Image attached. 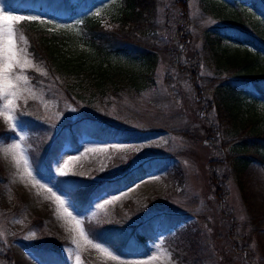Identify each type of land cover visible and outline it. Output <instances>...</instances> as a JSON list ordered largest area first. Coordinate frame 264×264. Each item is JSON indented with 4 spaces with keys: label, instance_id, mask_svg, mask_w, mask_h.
<instances>
[{
    "label": "rangeland",
    "instance_id": "374dc122",
    "mask_svg": "<svg viewBox=\"0 0 264 264\" xmlns=\"http://www.w3.org/2000/svg\"><path fill=\"white\" fill-rule=\"evenodd\" d=\"M177 1L158 0L156 18L149 19L150 27L144 28L143 35H147L148 29L152 31L148 33L147 45L156 50L155 62H145L144 73H138L142 65H137L141 64L144 52L132 47L121 50L129 58L121 61L131 75L123 78L135 82L131 86L134 89H129L127 96L109 98L107 105L85 102L78 106L53 84L35 82L34 73L45 74L44 64L30 53L29 39L19 21L13 22L16 49L21 61L26 59L29 63L23 71L19 67L13 69V75L27 77V83L17 82L18 95L12 105L18 128L13 129L0 115V264H45L33 248L56 245L69 264H264V164L251 160L240 173L235 172L231 164L238 150L234 148L235 127L222 122L223 135L227 137L219 138L217 124L213 125L214 107H206L209 97L214 104L221 99L217 87L222 86H218L216 79L225 76L215 72L223 73L226 68L236 76L241 71L240 60L254 48L223 40L220 53L226 48L231 54L220 57L222 66H217L211 56L217 45L206 34L221 25L216 14L219 3L181 0L186 5L183 13ZM225 1L246 21L257 20L251 4L246 6L243 0ZM124 6L123 0H99L86 15L65 22L18 13L0 0V11L5 10L6 15L36 17L52 31L73 30L78 34L87 17L100 19L109 31L118 29L114 19ZM184 16L186 21L182 20ZM144 17L150 18L146 14ZM129 32L132 34L133 29ZM134 37L136 41L141 36ZM111 46L117 48L114 42ZM257 66L264 71V65ZM144 77L148 79L145 85ZM193 77V82L202 88L199 92L190 83ZM209 79L210 84L206 85L204 82ZM3 103L0 98V106ZM241 104L244 119L257 122L248 124L241 132L249 134L252 125L264 131V100L254 103L243 97ZM33 113L39 116L35 129L20 117ZM87 118L83 130L75 135L79 147L72 148L66 141L52 161L51 174L40 172L52 138L66 125ZM98 127L126 130L129 136L109 139L91 135L90 131H98ZM17 144L19 149L14 147ZM149 162L156 163L158 168L118 191L93 198L84 210L78 209L58 184L59 178L68 177L90 179L105 173L122 177ZM61 169L65 174H60ZM212 170L216 172L214 176ZM53 193L65 201L64 207L80 221L87 239L59 208ZM163 213L174 216V222L147 239L139 252L119 253L109 239L103 240L89 231L92 226L106 229L114 225V236H119ZM163 218L161 215L160 219ZM97 245L111 255L99 251Z\"/></svg>",
    "mask_w": 264,
    "mask_h": 264
},
{
    "label": "trees",
    "instance_id": "16d2710c",
    "mask_svg": "<svg viewBox=\"0 0 264 264\" xmlns=\"http://www.w3.org/2000/svg\"><path fill=\"white\" fill-rule=\"evenodd\" d=\"M6 4L13 10H17L29 14L45 15L49 18L67 19L76 16L86 14L99 0H4ZM180 1V2H179ZM219 4L217 7V16L221 18L223 24L218 27L212 28L214 32H207V39L216 43L217 48H213V58L218 63L217 66H222L220 57L229 56V51L225 48L220 53L221 42L228 39L230 42L235 43L236 46H240L242 41L250 42L249 35L253 38V43L257 40V50H249V54L245 59L240 60V73L236 76H232L228 73V70L222 69L221 72H215L217 75H223L224 79L217 78L219 85L217 87L219 93L221 92V99L216 101L215 104L209 97L206 100L207 108L213 106V112L216 115L213 125L215 126L217 133L221 135L219 138L225 139L227 136L223 135L221 123H231L235 127L234 135L236 140L234 141L235 147L238 150L233 154L231 158V164L235 172L240 173L251 160H257L264 164V131H260L252 125V129L249 134L241 132L246 128L248 124H257L254 120L250 119L246 121L242 113L241 101L243 97L249 98L251 102H259L264 100V71L259 69L260 65H264V10L259 6L257 0H248L257 7L259 13L255 14L256 19L253 23L246 21L242 15L232 6H230L225 0H216ZM181 4L183 13L186 12V5L184 6L181 0H178ZM124 8L120 15H118L114 22L119 25L118 29L112 31L107 30L101 23L100 19L94 17H88L83 20L80 25L81 34L75 33L73 30L68 32H59L48 30L43 23L39 21L23 20L20 22L19 27L24 31L29 39V51L33 58L39 62H42L45 67V74L34 73V81L44 84H53L57 87L65 96V98L80 106V103L94 102L98 104H108L111 97L127 96L128 90L131 89L133 83L130 80L126 81L123 78L124 75L131 76L126 73V67L123 66V59H129L128 56L122 55L121 50L125 47H132L134 49L144 52H140V60L144 62L137 65L138 73L145 71L143 66L145 62H155L156 55L153 53L154 48H150L147 45L150 40L148 33L151 31L148 29L147 35H143L144 28H149V19L152 17L155 19V15L159 10L158 0H123ZM177 5V3L175 4ZM185 7V9H184ZM243 9H248L246 6H242ZM148 15L150 18H145L144 15ZM152 20V19H151ZM181 18L179 19V21ZM182 20H187L186 16ZM221 22V23H222ZM133 29V33L129 32V29ZM124 34L118 36V34ZM152 33V31L150 32ZM134 35L141 36L134 41ZM127 36V37H126ZM182 35H180L181 37ZM119 39V40H117ZM114 40V41H113ZM133 40V41H132ZM115 43L117 48L113 49L111 44ZM251 43V42H250ZM261 45L259 46V44ZM263 43V44H262ZM241 44V43H240ZM120 45V46H118ZM259 46V47H258ZM243 47V46H240ZM249 48V47H245ZM250 49V48H249ZM220 55V56H218ZM231 57L235 55H230ZM114 57L120 60L115 61ZM234 60V59H233ZM260 63V64H259ZM195 70V67H194ZM190 72L192 70L190 69ZM196 72V71H195ZM33 73V72H32ZM144 73V72H143ZM138 76V75H137ZM195 77V76H194ZM194 77L190 79V83L197 88V92L201 91V86L195 81ZM226 77L228 79H226ZM152 78V77H151ZM150 78V79H151ZM232 78V79H230ZM235 79V80H233ZM141 78L138 77V81ZM148 82L146 77L143 78V84ZM193 82V83H192ZM206 85L210 84V79L204 82ZM202 82V84H204ZM145 85V84H144ZM145 87L146 89L148 88ZM134 89V86L133 88ZM137 90V89H136ZM91 91V93H89ZM93 91H96L94 95ZM107 92V93H106ZM106 93V94H105ZM28 127L36 128L39 116L35 113L33 115L26 114L21 115ZM38 118V119H37ZM88 119L76 121L66 125L62 128L58 134L50 141V146L45 152L44 159L39 166L40 172L49 171L52 172V161L57 156L63 142L66 139H70L73 146H77L75 138L76 132L83 130V125L88 122ZM41 124H43L41 122ZM88 124V123H87ZM86 126L92 129V126ZM92 125V123H90ZM98 131H90V134H96L103 138L109 139H127V131L120 129L108 130L98 127ZM211 132L213 130L211 129ZM213 134V133H212ZM245 135V136H244ZM248 135V136H247ZM228 139V138H227ZM156 166V167H153ZM158 168V165L154 162L148 164H142L134 171L126 173L122 177H111L109 173L103 174V176L97 178H78L68 177L59 178L58 184L63 190L69 193L74 201V204L80 210H84L91 202L93 198L99 197L104 193H111L117 191L133 181H136L153 169ZM214 167H212L213 169ZM216 173V172H215ZM214 171H211V175H215ZM220 179V177H219ZM214 181V180H213ZM223 182H221L222 185ZM215 184V183H214ZM163 215V214H161ZM160 214L154 216L151 221L146 223H140L138 226H132L129 232L121 233L119 236H114L117 228L114 225L105 227L92 226L89 231L92 235L103 240H110L114 248L119 253L127 252H139L145 248V241L152 238L158 230L168 229L174 222V216L165 214L163 219ZM160 216V217H159ZM134 228V229H133ZM105 230V231H103ZM127 233V234H126ZM133 235V238L130 237ZM33 251L39 254L40 258L45 264H68L66 258L59 251L57 247L36 249Z\"/></svg>",
    "mask_w": 264,
    "mask_h": 264
},
{
    "label": "snow or ice",
    "instance_id": "6c2138e0",
    "mask_svg": "<svg viewBox=\"0 0 264 264\" xmlns=\"http://www.w3.org/2000/svg\"><path fill=\"white\" fill-rule=\"evenodd\" d=\"M36 19V17L13 16L11 14L6 15L5 10L0 11V98L4 100L3 105L0 106V115L5 116L6 121L11 124L13 129L18 128V124L16 123L12 109L14 100L18 95V92L16 91V89L18 88L17 82L23 80L25 83H27V77L13 75V69L19 67L21 71H23L24 65L29 63L26 59L21 61L20 53L16 49V37L13 29V22L23 20L35 21ZM14 147L19 149L20 145L17 144ZM17 163H19V161H17ZM24 163L27 167L26 159L24 160ZM60 174H65L63 169H61ZM49 191H51V189H49ZM53 195L58 202L59 208L63 212H66L67 215L71 217L75 222L76 227L80 231V235L85 236L83 228L80 227V221L76 220L72 213L68 212L67 208L64 207L65 201L61 199L60 196L55 195V193H53ZM118 198L119 197H115V199ZM85 239H87L86 236ZM96 247L99 251L104 252L106 255H111L110 253H107L105 249L100 248L98 245ZM77 259H79V257H77Z\"/></svg>",
    "mask_w": 264,
    "mask_h": 264
}]
</instances>
